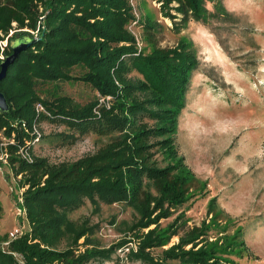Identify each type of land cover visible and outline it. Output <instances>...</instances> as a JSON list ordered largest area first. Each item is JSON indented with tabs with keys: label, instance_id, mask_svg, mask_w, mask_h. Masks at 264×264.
<instances>
[{
	"label": "trees",
	"instance_id": "16d2710c",
	"mask_svg": "<svg viewBox=\"0 0 264 264\" xmlns=\"http://www.w3.org/2000/svg\"><path fill=\"white\" fill-rule=\"evenodd\" d=\"M130 1L0 0V55L11 54V43L18 38L31 42L0 80V91L9 104L6 111H0V132L12 138L5 146L7 162L14 175H19L18 185L25 186L18 206L29 224L15 236L0 233V264H89L112 259L117 249L129 248L127 239L108 246L86 245L91 243V226L77 227L66 213L85 198L94 206L99 201L132 205L140 217L130 229L140 231L156 222L126 252L131 260L236 264L230 254L235 248L247 247L241 227L225 232L228 221L218 226L221 210L211 204L212 198L208 222L186 229L176 243L161 247L159 253L151 251L168 240L166 234H177L183 214L164 226L159 218L170 216L198 182L178 152L175 135L199 60L190 40L161 47L152 35L149 50L139 47L128 27L136 20ZM157 1L164 15L180 25L230 16L220 0ZM145 28L154 29L151 25ZM4 40L7 43L2 46ZM77 66L83 71L72 75L70 70ZM68 80L89 83L98 96L79 103L57 90L43 96L36 89L39 82ZM44 120L65 124L70 131H36ZM87 132L111 134L112 138L95 152L72 161L52 163L32 151L31 144L37 140L57 142L59 137ZM20 148L30 157L23 156ZM212 224L221 233L210 239ZM159 229L165 231L164 236ZM63 233L71 241L59 248ZM82 235L84 240L79 243Z\"/></svg>",
	"mask_w": 264,
	"mask_h": 264
},
{
	"label": "rangeland",
	"instance_id": "374dc122",
	"mask_svg": "<svg viewBox=\"0 0 264 264\" xmlns=\"http://www.w3.org/2000/svg\"><path fill=\"white\" fill-rule=\"evenodd\" d=\"M220 1L230 14L228 18H212L206 23L189 20L185 25L165 16L157 0L130 1L138 22L128 27L141 47L149 50L153 36L161 47L175 46L181 39L190 40L199 60L190 78L185 105L178 114L175 135L178 152L198 182L193 184L188 199L170 216L159 218V224L164 226L183 214L177 222V234H166L168 240L151 251L159 253L161 247L176 243L186 229L208 222L211 216L207 207L215 198L211 204L216 203L217 210H221L218 226L228 221L225 232L241 227L247 245L235 248L230 257L236 264H264V0ZM206 7L212 10L209 2ZM6 43L4 40L3 44ZM82 71L77 66L70 73L79 75ZM36 89L43 96L57 90L79 103L98 96L89 83L79 80L39 82ZM40 129L43 134L70 131L65 124L46 120L36 131ZM111 138V134L87 132L66 139L59 137L57 142L37 140L31 145L34 154L56 163L95 152ZM10 142L12 138L0 132V233L8 235L15 229L21 233L29 228L25 214L17 210L18 196L25 186L18 185L19 175H14L7 162L5 146ZM155 155L160 158V151ZM66 213L77 227L91 226V243L86 245L108 246L127 239L129 248L136 247L140 236L156 225L152 222L140 231L130 229L140 215L125 201H99L94 206L85 198ZM211 226L210 239L221 233L217 226ZM159 231V235H165V231ZM84 236L78 238L79 243ZM70 241L71 236L63 233L57 246L64 248ZM129 248L117 249L112 259L89 264H146L129 259Z\"/></svg>",
	"mask_w": 264,
	"mask_h": 264
},
{
	"label": "water",
	"instance_id": "95a60500",
	"mask_svg": "<svg viewBox=\"0 0 264 264\" xmlns=\"http://www.w3.org/2000/svg\"><path fill=\"white\" fill-rule=\"evenodd\" d=\"M31 42H29L25 38H18L15 41L11 43V54L7 55L6 57H3L0 61V80H2L6 73L8 66L14 62V60L17 58L19 53L23 50H25ZM9 107V104L6 100V97L2 91H0V111H6Z\"/></svg>",
	"mask_w": 264,
	"mask_h": 264
},
{
	"label": "built area",
	"instance_id": "2783aa9c",
	"mask_svg": "<svg viewBox=\"0 0 264 264\" xmlns=\"http://www.w3.org/2000/svg\"><path fill=\"white\" fill-rule=\"evenodd\" d=\"M137 20L138 19H136V20H134L133 22H132V24L134 23H136L137 22ZM10 34H11V32H10ZM2 43V46H5L6 44H3V41L1 42ZM138 46L140 47V44H139V42H138ZM4 56L3 55H0V59H2ZM38 107H40V108H42L41 107V105H37ZM20 150H21V152H22V154H23V156H26V157H30V155H29V153L26 151V150H24V149H22V148H20ZM6 154V157H7V153H5ZM2 158V157H1ZM6 158H3V160H5ZM19 198V200L21 199V197H18ZM17 210H18V213H24V210H22V208L21 207H19V206H17ZM19 233V231L17 230V229H15L14 231H10V233H9V236H15L16 234H18Z\"/></svg>",
	"mask_w": 264,
	"mask_h": 264
}]
</instances>
